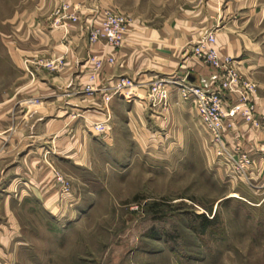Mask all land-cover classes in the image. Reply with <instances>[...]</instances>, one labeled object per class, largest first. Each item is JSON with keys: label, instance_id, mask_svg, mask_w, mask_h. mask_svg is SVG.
<instances>
[{"label": "crops", "instance_id": "crops-1", "mask_svg": "<svg viewBox=\"0 0 264 264\" xmlns=\"http://www.w3.org/2000/svg\"><path fill=\"white\" fill-rule=\"evenodd\" d=\"M15 6L16 28L23 32L9 56L21 82L0 100V162L6 164L0 189L7 198L8 189L24 188L41 192L46 199L42 203L52 204V172L64 166L86 171L90 148L104 151L110 137L118 136V125L128 129L129 136H155L145 126L153 117L148 115L164 111L151 110L141 100H106L100 91L89 94L84 89L112 87L120 77L138 84L186 77L204 88L213 83L215 73L189 51L208 32L214 33L218 54L233 58L240 76L256 85L253 98L260 126L250 127L237 118L224 130L223 141L251 157L249 181L263 185L264 0H17ZM109 12L128 20L117 50L86 40L90 28ZM63 14H75L76 22L62 19ZM92 57H112L114 63L104 64L92 76ZM136 93L144 97L143 91ZM169 95L171 105L159 120L162 128L165 125L163 136H177L180 121L186 128H200L195 102L182 101L177 88H170ZM106 116L111 128L95 135L92 124ZM4 211L13 219L7 206Z\"/></svg>", "mask_w": 264, "mask_h": 264}, {"label": "rangeland", "instance_id": "rangeland-1", "mask_svg": "<svg viewBox=\"0 0 264 264\" xmlns=\"http://www.w3.org/2000/svg\"><path fill=\"white\" fill-rule=\"evenodd\" d=\"M16 3L0 0V100L21 82L9 56L23 32ZM194 48L190 56L198 59ZM105 89L99 93L106 100L116 97ZM170 100L157 111L167 112ZM150 112L145 126L155 136H129L118 125L104 151L90 148L86 171L55 169L52 204L42 203L41 192L8 189L7 198L0 189V264H264V175L263 185L249 181L254 161L232 149L250 163L235 172L217 156L204 125L188 130L180 121L177 136H163L165 113ZM238 119L244 124L243 115ZM105 122L111 128L110 116Z\"/></svg>", "mask_w": 264, "mask_h": 264}, {"label": "built area", "instance_id": "built-area-1", "mask_svg": "<svg viewBox=\"0 0 264 264\" xmlns=\"http://www.w3.org/2000/svg\"><path fill=\"white\" fill-rule=\"evenodd\" d=\"M61 18L72 23L77 20L75 14H63ZM127 25L128 20L125 17L106 13L102 22L90 28L86 40L88 43L104 42L107 46L117 50L123 42ZM60 27L67 33L65 25H60ZM194 49L198 59L215 73L213 83L206 87L196 86L186 77L160 78L148 84H138L133 78L120 77L111 87L112 95L122 97L127 102L141 100L147 103L149 109L161 110L166 108L169 102V89L177 88L181 97L195 102L198 120L205 126L211 144L217 150V156L227 157L236 166L234 167L235 172H243L249 167V160L238 150L229 151L226 148L223 133L225 129L230 130L233 127V121L241 115H243L245 124L258 127L257 108L252 100L256 86L240 76L233 58L218 55L213 32H208L201 37ZM90 62L92 63L91 70L98 74L104 64L113 65L114 59L112 57L106 59L92 57ZM136 90L143 91L144 97H139ZM99 91L105 93L106 89L101 88ZM85 92L93 94L96 91L87 86ZM106 123L104 120L92 124V131L95 135H105Z\"/></svg>", "mask_w": 264, "mask_h": 264}, {"label": "trees", "instance_id": "trees-1", "mask_svg": "<svg viewBox=\"0 0 264 264\" xmlns=\"http://www.w3.org/2000/svg\"><path fill=\"white\" fill-rule=\"evenodd\" d=\"M195 219V218H194ZM198 219H201L204 225H207L209 223V220H207L205 217L200 216Z\"/></svg>", "mask_w": 264, "mask_h": 264}]
</instances>
